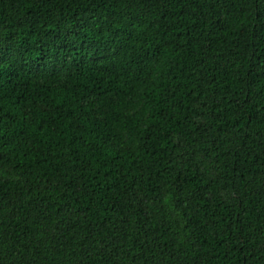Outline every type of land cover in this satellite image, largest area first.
Here are the masks:
<instances>
[{"label":"trees","instance_id":"1","mask_svg":"<svg viewBox=\"0 0 264 264\" xmlns=\"http://www.w3.org/2000/svg\"><path fill=\"white\" fill-rule=\"evenodd\" d=\"M0 264H264V0H0Z\"/></svg>","mask_w":264,"mask_h":264}]
</instances>
